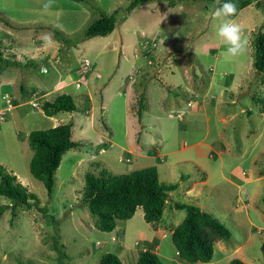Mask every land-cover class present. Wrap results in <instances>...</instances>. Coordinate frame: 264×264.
Returning <instances> with one entry per match:
<instances>
[{
    "label": "rangeland",
    "instance_id": "374dc122",
    "mask_svg": "<svg viewBox=\"0 0 264 264\" xmlns=\"http://www.w3.org/2000/svg\"><path fill=\"white\" fill-rule=\"evenodd\" d=\"M132 1L53 0L45 11L47 0H0V46L10 59L0 63V164L39 197L14 218L12 208L0 211V264H61L56 241L64 264H99L108 252L137 264L146 249L163 264H190L172 240L185 209L170 203L149 223L139 207L106 232L82 200L89 172L151 166L179 184L174 202L197 204L231 230L210 264H264V85L252 43L264 31V0L231 17L250 41L237 57L226 55L212 19L226 0H146L128 10ZM104 13L115 15L114 31L88 37ZM62 93L77 110L46 115L43 103ZM141 98L148 106L139 117ZM69 122L82 145L64 155L50 195L31 174L29 135ZM3 204L12 201L0 195Z\"/></svg>",
    "mask_w": 264,
    "mask_h": 264
},
{
    "label": "trees",
    "instance_id": "16d2710c",
    "mask_svg": "<svg viewBox=\"0 0 264 264\" xmlns=\"http://www.w3.org/2000/svg\"><path fill=\"white\" fill-rule=\"evenodd\" d=\"M145 1L133 0L128 10H132ZM254 1L232 0L237 11ZM260 1H257L258 6H261ZM115 26V15L109 16L104 13L89 26L87 36L108 35L114 31ZM252 43L253 67L261 75V82L264 85V31H259ZM13 55L15 56V54ZM5 62L8 66L10 59L5 56L2 46H0V63ZM11 65L20 66V63L18 60L11 61ZM257 97V94L253 95V99H257ZM258 101L261 102V111H264V98H258ZM147 106L141 98L137 109L139 117ZM43 109L46 115L54 116L60 112L76 111L77 104L71 94L62 93L57 95L54 100H46L43 103ZM29 145L33 150L30 161L31 174L42 181L48 193L52 195L56 173L64 155L71 149L81 146L82 142L73 138V123L69 122L32 131L29 135ZM178 186L177 183L162 182L159 178L158 168L155 166L125 174H112L107 169H103L99 174L92 172L86 174L82 200L87 203L90 213L95 217L96 227L106 232L115 230L118 219H131L139 207L143 208L144 218L149 223L161 221L165 208L170 203L175 208L185 209L184 219L172 230L173 243L179 256L190 264H210L215 254V244L221 240H229L232 235L231 230L220 219L197 204L174 202L170 198V192L176 190ZM0 195L12 201V204L0 205V211L12 208L13 218L18 215L17 208L19 206L31 208L39 200L36 193L30 191L28 186L18 180V176L14 172L9 171L2 164H0ZM55 248L58 251L60 263L64 264L65 252L59 247L57 241ZM262 251L264 253V243ZM99 264H123V262L116 253L108 252L102 255ZM137 264L163 263L154 250L146 249L140 252ZM228 264H246V262L241 258H233Z\"/></svg>",
    "mask_w": 264,
    "mask_h": 264
},
{
    "label": "clouds",
    "instance_id": "9594fccd",
    "mask_svg": "<svg viewBox=\"0 0 264 264\" xmlns=\"http://www.w3.org/2000/svg\"><path fill=\"white\" fill-rule=\"evenodd\" d=\"M53 3V0H47L44 4V10L47 11ZM219 3V0H217ZM237 8L232 0H226L212 12V19L216 35L220 42L226 46V55L237 57L244 55L249 47V38L242 27L231 17L236 14Z\"/></svg>",
    "mask_w": 264,
    "mask_h": 264
},
{
    "label": "crops",
    "instance_id": "0c3cea01",
    "mask_svg": "<svg viewBox=\"0 0 264 264\" xmlns=\"http://www.w3.org/2000/svg\"><path fill=\"white\" fill-rule=\"evenodd\" d=\"M160 226L158 227V232H161L162 233V230H163V227H162V225L161 224H159ZM157 239H161L160 237H158ZM159 249V243L157 242V244H156V250H158ZM156 252V251H155Z\"/></svg>",
    "mask_w": 264,
    "mask_h": 264
},
{
    "label": "built area",
    "instance_id": "2783aa9c",
    "mask_svg": "<svg viewBox=\"0 0 264 264\" xmlns=\"http://www.w3.org/2000/svg\"><path fill=\"white\" fill-rule=\"evenodd\" d=\"M35 105V104H34Z\"/></svg>",
    "mask_w": 264,
    "mask_h": 264
}]
</instances>
